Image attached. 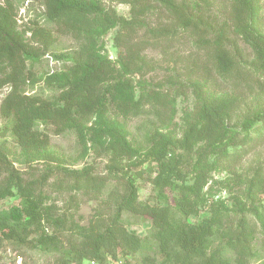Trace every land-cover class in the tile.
<instances>
[{
    "label": "trees",
    "instance_id": "obj_1",
    "mask_svg": "<svg viewBox=\"0 0 264 264\" xmlns=\"http://www.w3.org/2000/svg\"><path fill=\"white\" fill-rule=\"evenodd\" d=\"M2 1L0 89L7 87L8 92L0 102V116L6 120L0 126V137H12L26 153H44L49 141L39 130L40 123L50 124L60 134L69 129L83 140L85 127L92 118L107 112L112 105L128 117L143 119L137 128L141 137L139 159L149 164L156 163L158 171L154 177L149 176L150 183L159 190L171 186L176 196L171 206L139 202L138 180L142 179L143 171L136 170L135 166V170L129 166L126 169L119 167L118 162L131 159L136 153L118 136L107 147L111 167L115 168L114 172H108L114 184L106 191L113 206L110 217L107 220L96 217L86 226L62 217L53 224L54 234H42L33 243L28 235L40 229L42 209L41 197L36 193L38 186L36 180L25 181L13 167L9 161V146L2 141L0 202L18 196V205L6 211L0 210V246L7 244L15 250H22L31 244L32 249L55 253L58 257L55 264H130L128 259H133L135 264H250L254 254L250 236L257 225L264 241V209L253 204L248 207L238 204L233 209L219 196L209 204L208 196L202 193L206 185L204 175L195 176L191 183L185 182L179 170L182 158L175 150L179 148L188 153L195 143H203L206 155L217 154L209 163V171H225L264 142V108L249 110L235 124H230L241 100L230 94L203 92L181 139L173 141L160 132L172 114V104L166 95L154 93L144 105L142 101L127 98L112 100L109 105L106 98L112 87L124 88L121 82L123 74L139 73L148 66L142 53L156 45L157 41L153 40L163 36L175 37L177 27L196 38L221 77L231 76L239 67L246 65L236 39L230 36L231 28L253 56L249 67L252 66L251 69L264 78V26L258 0H219L227 4L229 29L210 26L202 16L194 18L183 4L175 0H153L172 22L162 30L149 31L150 37H154L151 41L134 37L141 26L140 16L148 9L143 4L142 8H135L139 0L130 2V20L117 17L99 2L89 0H24L41 3L45 10L44 23L57 31L69 33L78 41L76 51L66 58H59L68 63L66 68L72 80L61 87L60 94L53 100L28 95L24 88L35 79L32 68L36 57L54 46V36L43 26L35 25L30 30V40L37 46H30L16 32L14 7L7 0ZM200 1L205 5L209 2ZM116 24L120 27L114 37L119 67L98 59L93 50L96 32L109 30ZM210 35L213 37L208 38ZM227 143L231 149L227 148ZM71 175L75 180L68 189L75 192L74 195L81 190L89 192L93 189L100 193L106 189L107 178L93 176L89 172ZM247 187L251 200L264 195L263 168H255ZM201 208H209L207 217L197 222L190 221L189 218L196 216ZM231 212L238 214L236 226L227 230V241L223 246L212 249L221 216ZM125 216L147 223V232L140 236L129 230ZM252 217L253 222L250 221Z\"/></svg>",
    "mask_w": 264,
    "mask_h": 264
},
{
    "label": "rangeland",
    "instance_id": "obj_2",
    "mask_svg": "<svg viewBox=\"0 0 264 264\" xmlns=\"http://www.w3.org/2000/svg\"><path fill=\"white\" fill-rule=\"evenodd\" d=\"M14 7L15 29L25 42L30 46L37 45L30 40L33 26H43L49 30L55 38L54 46L44 54L36 57L33 64L35 79L26 84L24 90L28 95L38 96L45 100H53L60 94L61 87L72 78L69 75L66 63L59 58H66L79 48L78 41L69 33L57 31L55 27L44 23V7L39 2H28L24 0H7ZM99 2L108 12H114L117 17L130 20L132 13L130 2L132 0H89ZM141 1V2H140ZM183 4L194 18L202 16L207 23L214 27L226 26L230 28L227 17V4L219 0H208L203 4L200 0H175ZM4 2L0 0V4ZM260 17L264 26V0H258ZM143 5L148 7L146 12L140 16L141 26L134 36L137 38H148L149 31L156 32L171 24L172 20L153 0H139L135 8L140 9ZM175 37L163 36L156 40V45L142 53L148 66L141 69L139 73L123 74L121 82L123 89L111 88L107 95L106 103L111 104L112 100L127 98L132 101H142L147 104L154 93L166 95L172 104V114L168 124L160 129V132L173 141H179L187 124L191 121L196 108L199 106L203 92L215 95L230 94L241 100L235 116L230 124H235L240 116L249 110L264 108V78L260 73L249 67L252 61V54L249 49L237 38L230 28L231 38H235L239 49L246 61L245 66L239 67L231 76L221 77L213 68L208 53L199 47V42L191 34L182 32L177 27ZM120 31L116 24L111 29L98 30L95 34L96 44L93 46L96 57L100 60H107L114 66L119 67L117 61L118 49L114 44V37ZM210 35L208 38H212ZM134 39V40H135ZM249 76L244 78L243 75ZM195 85L193 88L190 86ZM8 88L0 89V102L7 94ZM143 119L126 116L121 111H116L112 105L103 114H97L85 127L84 139L79 140L76 134L67 129L59 133L48 123H40L38 128L48 137L49 146L46 152L40 154H29L22 151L13 141L12 137H0L7 142L10 150L9 161L13 167L21 173L27 182L35 181L38 186L36 193L41 197L40 229L30 232L28 239L33 243L42 234H54V222L62 217L80 226H86L89 221L96 217L108 219L112 213L113 206L107 199L106 191L114 182L109 178L108 172H114L107 151L108 145L118 136L126 141L127 145L136 153L131 159H122L118 162L120 168L127 166L137 167L136 170L143 171L142 179L138 180L139 202L150 204L173 205L176 191L167 186L162 190L154 187L149 181V176L157 174L156 163L141 162L138 155L139 141L141 139L137 128L142 124ZM6 120L0 116V126ZM233 128V125H230ZM203 143H195L188 153L177 148L175 152L182 158L179 165L181 178L191 183L195 176L204 175L206 185L202 193L207 197L210 204L221 197L227 206L236 208L238 204H245L246 207L253 204L259 209H264V195L260 194L251 200L247 193L248 181L253 176L256 167L264 169V142L252 149L235 166L209 171V163L217 157L216 153L206 155L203 151ZM227 148L231 145L227 143ZM89 172L93 176L107 178L106 189L96 193L93 189L89 192H70L68 187L74 182L73 173ZM205 192V193H204ZM214 195L213 199L211 196ZM237 204V205H236ZM18 205V196L7 198L0 202V210H9ZM209 210V208H208ZM208 210L198 209V214L189 218L197 222L207 217ZM210 216V215H209ZM128 222V229L135 231L140 236L147 232L148 224L138 218L125 216ZM238 214L229 213L222 215L216 235L213 240L212 249L223 246L226 241V232L229 228L236 226ZM253 222V217L250 218ZM257 225L256 231L250 236V245L254 252L250 264H264V241ZM28 245L22 250H15L10 245L0 246V264H55L58 258L55 253L43 252L39 248L32 249ZM130 264H135L133 259H128ZM113 264V262H110ZM85 264H88L85 262ZM120 264V263H118Z\"/></svg>",
    "mask_w": 264,
    "mask_h": 264
}]
</instances>
